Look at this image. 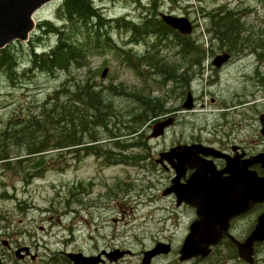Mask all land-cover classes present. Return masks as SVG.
Returning a JSON list of instances; mask_svg holds the SVG:
<instances>
[{"label":"rangeland","instance_id":"374dc122","mask_svg":"<svg viewBox=\"0 0 264 264\" xmlns=\"http://www.w3.org/2000/svg\"><path fill=\"white\" fill-rule=\"evenodd\" d=\"M92 1L106 19L126 17L140 22L144 14L142 9L151 8L153 1L156 16L165 13L184 16L191 21L193 30L188 37L200 54L192 62L183 61L181 51L177 53V46L183 44L177 39L155 45L159 59L172 60L178 73H186L188 80L180 87L178 83L166 81L146 64L139 70L133 68L113 46L129 50L128 55L135 58V55L145 53L152 39L129 42L130 33L117 30L114 22L110 33L112 46L87 38L84 44L88 58L82 68L71 70L75 77L86 76L102 87L114 86L109 91L118 93L110 98L117 110L130 102L127 99L131 93L160 97L172 109L166 115L174 116V122L162 136L153 139L148 138V134L162 118L156 122L150 120L143 126L146 147L141 161L128 157L126 163H104L95 155L82 154L76 161L73 153L62 151L45 156L60 154V157H67L69 167L49 170L42 178L32 179L28 184L23 183L19 175L0 172V236L10 234L25 243H33L34 250L41 256L37 264H65V252L83 256L99 254L104 264H113L105 253L122 245L132 254L117 249L125 252L122 256L126 253L128 256L116 264H140L143 252L157 242L169 243L171 247L164 255L155 257L151 264H181L178 250L195 219L194 211L188 205L177 207L173 195H162L171 173L154 159L159 158V152L177 142L197 139L210 142L215 130L223 136L233 128L232 122L245 114L247 124L238 125L236 130L246 136L249 143L258 141L260 135L255 136L257 119L264 111V0ZM60 4L61 1L56 0L38 9L34 16L36 28L28 40L7 45L17 56V75L29 67L31 48L26 44L28 41L37 43V51L54 45L55 37L37 30V24L49 20L60 25L62 22L58 21L57 15ZM229 10L239 14L241 22L237 43H230V38L213 28L207 32L208 13H227ZM73 33L77 39L85 40L84 34ZM223 51L231 53L233 59L216 71L218 68L213 67L211 61L216 53ZM104 69L105 76L101 77ZM64 78L62 72L55 76L34 72L11 83L0 72V128L11 115L24 116L34 111ZM188 91L194 104L192 108L184 109L181 104L185 97L181 96ZM240 96L247 102L244 107L223 109L226 103L232 105L235 97ZM215 99L224 107L217 105ZM239 226V230H243V225Z\"/></svg>","mask_w":264,"mask_h":264},{"label":"trees","instance_id":"16d2710c","mask_svg":"<svg viewBox=\"0 0 264 264\" xmlns=\"http://www.w3.org/2000/svg\"><path fill=\"white\" fill-rule=\"evenodd\" d=\"M153 6L145 8L140 22L120 17L106 19L99 7L92 0H62L57 9L60 25L49 20L37 24V30L55 37V43L40 51L37 43L28 41L30 46L29 67L18 74L17 56L10 46L0 49V72L11 83L17 78L29 77L34 72L55 76L62 72L64 80L52 92L48 93L34 111L24 116L11 115L0 128V172L19 175L23 183L42 178L49 170H63L69 167L68 158L60 157V152L73 153L76 161L82 156L95 155L104 163H126L128 157L141 161L146 147L142 128L150 120L164 115L172 109L157 96L131 93L124 107L117 110L112 98L114 86L102 87L88 80L86 76L71 75L73 68H82L88 54L85 44L87 38L94 42L102 41L112 46L110 33L112 22L117 30L129 32V42L152 39L141 56L128 55L129 50L121 51L122 57L133 68L146 64L154 69L166 81H173L180 87L187 82L186 73H178L177 65L172 60L165 61L155 54L157 43H166L174 38L179 44L183 61L192 62L200 54L190 43L188 36H181L164 24L154 13ZM158 8V7H157ZM153 14V16H152ZM239 14L229 10L227 13L209 12V26L222 36L230 38V43H237L241 22ZM74 31L84 34L85 40L76 38ZM153 37L155 39L153 40ZM182 39V40H180ZM22 45V43H17ZM133 54V53H132ZM137 60L136 63L132 61ZM187 68V65H185ZM110 90V91H109ZM181 92V90H177ZM144 141V142H143ZM110 142V143H109ZM140 149L139 152H136ZM49 153H60L47 158ZM14 155V156H13Z\"/></svg>","mask_w":264,"mask_h":264},{"label":"water","instance_id":"95a60500","mask_svg":"<svg viewBox=\"0 0 264 264\" xmlns=\"http://www.w3.org/2000/svg\"><path fill=\"white\" fill-rule=\"evenodd\" d=\"M55 0H0V49L9 43L18 40H28L29 34L34 29L33 15L44 4ZM161 19L180 34H190L192 24L184 16H172L161 14ZM228 59L227 54L216 55L213 64L220 66ZM106 69L102 71L104 77ZM183 107L191 108V98L188 95ZM169 117L152 126L150 137H157L163 134L164 129L172 123ZM262 133L264 134V116L261 117ZM205 156L215 154L212 148L201 144H179L171 147L168 151L159 153L158 162L166 160L174 171L170 185L163 191L162 195L174 194L176 206L182 203L196 207L198 218L189 225V232L186 235L181 248L179 259L186 260L207 250L209 244L216 241L217 236L213 233L225 232L228 219L236 214L247 211L254 203L264 202V175L257 176L255 172L247 170L252 163H260L264 168V153H259L249 158L245 166L240 167L230 161L223 170L228 173L222 177L216 172L211 162L202 160L199 155ZM188 168L194 171L188 176L185 182V172ZM219 225V228L216 227ZM264 239V211L259 214L258 219L250 235L245 242L238 244L241 249L252 242ZM202 243L203 245H201ZM27 249V248H23ZM22 249H18L16 254ZM169 244L162 242L144 252L141 264H149L152 257L160 253H167ZM247 252V250H246ZM245 252V254H246ZM125 252L117 249L105 253L109 261H115ZM67 256L74 264H100L103 260L100 255L83 256L80 253H68Z\"/></svg>","mask_w":264,"mask_h":264},{"label":"flooded vegetation","instance_id":"af4514ba","mask_svg":"<svg viewBox=\"0 0 264 264\" xmlns=\"http://www.w3.org/2000/svg\"><path fill=\"white\" fill-rule=\"evenodd\" d=\"M224 52L225 51L221 53ZM229 55L230 58H228V60L233 59L232 54L229 53ZM228 60L224 62L216 71H220L221 69H223L225 65L229 63ZM215 83L216 82H213V84ZM243 97L240 96V98L238 99L237 97H235L232 105L228 102L226 103L227 106L223 109L244 107L247 102ZM216 103L217 105L224 107L218 100H216ZM262 116H264V111L260 113V116L257 119V130L255 131V136L258 137V134L260 136L256 143H249L246 136L236 130L238 125L247 124L248 120L246 114L244 116L241 115L238 121L235 120L234 122H232L233 128L229 129L228 132L225 131L227 133H224L223 136L216 134V130L213 131L210 142H204L197 139L195 141L182 143L198 142L212 147V151L215 154H211V156H209L207 159L212 162L215 171H221L222 176H226L227 173L223 170L227 167L228 161L240 167H243L250 157L258 153H264V134L262 133L261 122ZM199 156H202V154H200ZM162 167L166 172H172L169 166L162 164ZM247 169L255 172L258 176H262L264 174V168L261 167L260 163H252L247 166ZM192 171L193 168L187 170L186 174L188 175ZM183 205L187 206V204ZM188 206L191 207L190 205ZM191 208H193L194 216L196 218V208ZM262 211H264V202H256L247 211L231 216L227 221V228L225 232H221L219 234L213 233V235L218 236L214 243L208 245L207 250L197 254L189 260L182 261L180 263L188 264L191 262V264H264V239L252 242L251 252L248 250V246H246L245 248L242 246L241 249L238 246V244L244 243L246 238L250 235L258 219V216ZM239 225H243V230H239ZM200 244L203 245L202 243ZM18 249H22V251L16 254V251ZM116 249L124 250L128 252L129 255L132 254V251H130L129 253V250H127L126 246L123 245ZM66 253L67 252H65L64 258L65 264L69 263L70 261V259L67 258ZM125 255L128 256L127 253ZM125 255L118 258L116 261H114L113 264L121 262L125 258ZM40 258L41 256L34 250L33 243H25L24 241H20L10 234L0 236V264H37Z\"/></svg>","mask_w":264,"mask_h":264},{"label":"bare ground","instance_id":"6f19581e","mask_svg":"<svg viewBox=\"0 0 264 264\" xmlns=\"http://www.w3.org/2000/svg\"><path fill=\"white\" fill-rule=\"evenodd\" d=\"M144 142V141H143ZM65 243V242H64Z\"/></svg>","mask_w":264,"mask_h":264}]
</instances>
